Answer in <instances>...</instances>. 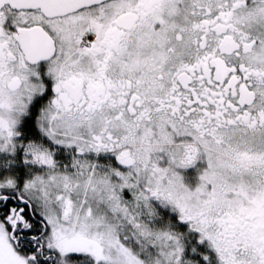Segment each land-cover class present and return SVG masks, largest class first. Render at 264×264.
Segmentation results:
<instances>
[{
	"label": "snow or ice",
	"instance_id": "obj_1",
	"mask_svg": "<svg viewBox=\"0 0 264 264\" xmlns=\"http://www.w3.org/2000/svg\"><path fill=\"white\" fill-rule=\"evenodd\" d=\"M0 264H264V0H0Z\"/></svg>",
	"mask_w": 264,
	"mask_h": 264
}]
</instances>
